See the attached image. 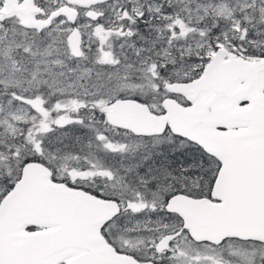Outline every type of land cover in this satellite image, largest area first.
Returning <instances> with one entry per match:
<instances>
[{
	"label": "snow or ice",
	"instance_id": "6c2138e0",
	"mask_svg": "<svg viewBox=\"0 0 264 264\" xmlns=\"http://www.w3.org/2000/svg\"><path fill=\"white\" fill-rule=\"evenodd\" d=\"M0 264H264V0H0Z\"/></svg>",
	"mask_w": 264,
	"mask_h": 264
}]
</instances>
